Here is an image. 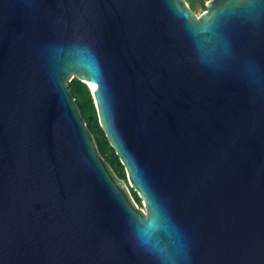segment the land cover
<instances>
[{
    "label": "water",
    "instance_id": "obj_1",
    "mask_svg": "<svg viewBox=\"0 0 264 264\" xmlns=\"http://www.w3.org/2000/svg\"><path fill=\"white\" fill-rule=\"evenodd\" d=\"M0 264H264V0H0Z\"/></svg>",
    "mask_w": 264,
    "mask_h": 264
},
{
    "label": "rangeland",
    "instance_id": "obj_2",
    "mask_svg": "<svg viewBox=\"0 0 264 264\" xmlns=\"http://www.w3.org/2000/svg\"><path fill=\"white\" fill-rule=\"evenodd\" d=\"M209 1L210 0H187L189 5L191 6V8L198 15H200L201 13H203L207 9V4ZM76 80H78V78H75L70 82L71 87L76 82ZM88 87H89V85H88ZM89 89H90V87H89ZM90 92H91V95L93 98V94H92L91 89H90ZM76 98H77L78 104L81 105L82 99L80 98V96H76ZM93 102H94V109L91 113L88 114V117H87L89 127L92 129V131H93V133L97 139V142L98 143L102 142V144L104 145V148H105L104 157H105V159H107V161H109V163L112 165V167L114 168L117 175L120 178L124 179L127 182V184L129 185V179H128L127 171H126L125 167L122 168L120 166V164H119L120 158L117 155L114 147L109 142L105 131L103 130V128L100 125L99 116H98V112H97V108L95 105L94 98H93ZM131 192H132L136 202L138 203V205L140 207L144 208L145 204H144L143 199L140 198L139 195L137 193H135L132 188H131Z\"/></svg>",
    "mask_w": 264,
    "mask_h": 264
},
{
    "label": "trees",
    "instance_id": "obj_3",
    "mask_svg": "<svg viewBox=\"0 0 264 264\" xmlns=\"http://www.w3.org/2000/svg\"><path fill=\"white\" fill-rule=\"evenodd\" d=\"M71 90H72V92H73V94L75 96H80V98L82 99L81 105L80 104H78V105H79V107H80V109L82 111L83 116L85 117V119H86V121L88 123V118L87 117H88V114L91 113L93 111V109H94V102H93V98H92V95H91V92H90V89H89L87 83L78 79L72 85ZM88 126H89V123H88ZM91 131H92V129H91ZM98 146H99V149H100L101 153L104 156V153H105L104 145L102 144V142H99ZM119 164H120V166L122 168L124 167V165L121 163V161H119Z\"/></svg>",
    "mask_w": 264,
    "mask_h": 264
},
{
    "label": "snow or ice",
    "instance_id": "obj_4",
    "mask_svg": "<svg viewBox=\"0 0 264 264\" xmlns=\"http://www.w3.org/2000/svg\"><path fill=\"white\" fill-rule=\"evenodd\" d=\"M212 11H213V13H218L219 11H221V9H218L217 8V5L216 4H212ZM148 199H149V203H152V194H151V192L149 191L148 192Z\"/></svg>",
    "mask_w": 264,
    "mask_h": 264
},
{
    "label": "bare ground",
    "instance_id": "obj_5",
    "mask_svg": "<svg viewBox=\"0 0 264 264\" xmlns=\"http://www.w3.org/2000/svg\"><path fill=\"white\" fill-rule=\"evenodd\" d=\"M75 77L78 78V79H80V80H82V81H84V82H86L87 84L89 83L88 78H86L84 75H82V74L79 73V72L75 75ZM89 84H90V83H89ZM91 89L94 90L93 87H91Z\"/></svg>",
    "mask_w": 264,
    "mask_h": 264
}]
</instances>
